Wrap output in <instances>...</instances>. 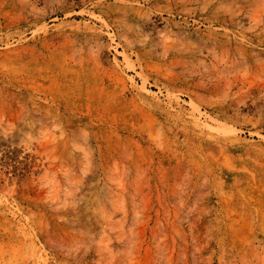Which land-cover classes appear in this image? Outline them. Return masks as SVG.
I'll return each instance as SVG.
<instances>
[{
    "label": "rangeland",
    "instance_id": "374dc122",
    "mask_svg": "<svg viewBox=\"0 0 264 264\" xmlns=\"http://www.w3.org/2000/svg\"><path fill=\"white\" fill-rule=\"evenodd\" d=\"M0 264H264V0H0Z\"/></svg>",
    "mask_w": 264,
    "mask_h": 264
},
{
    "label": "bare ground",
    "instance_id": "6f19581e",
    "mask_svg": "<svg viewBox=\"0 0 264 264\" xmlns=\"http://www.w3.org/2000/svg\"><path fill=\"white\" fill-rule=\"evenodd\" d=\"M57 117H58V119H59V115H58V113H57ZM60 120H62V122L64 123V125H66V126H71V127H73L74 126V124H75V122L73 121V119L71 118V117H69L68 115H61V119Z\"/></svg>",
    "mask_w": 264,
    "mask_h": 264
}]
</instances>
